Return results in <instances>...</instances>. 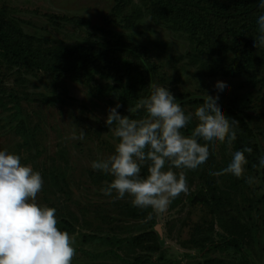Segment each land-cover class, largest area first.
<instances>
[{"label":"rangeland","instance_id":"obj_1","mask_svg":"<svg viewBox=\"0 0 264 264\" xmlns=\"http://www.w3.org/2000/svg\"><path fill=\"white\" fill-rule=\"evenodd\" d=\"M114 5V0H0V19L33 40V48L49 54L80 46L105 55L95 64L99 72L93 77L82 72L55 76L27 71L12 67L0 55V126L7 123L14 99L20 98L33 136L26 146L15 127H7L0 132V149L19 154L22 164L41 173L43 187L37 203L56 208L57 227L73 236L77 251L72 264H264V169L245 166V176L257 179L252 185L244 177L213 176L215 189L222 193L223 212L241 225L244 248L239 253L222 249L216 218L205 205L192 203L204 196L192 170L186 172L188 193L148 220L133 219L138 208L131 205L130 197L113 201L99 192L111 177L94 171L90 163L113 151L111 133L109 139L102 134L108 131L107 110L118 101L99 98L91 90L104 85L100 75L113 69L127 76V67L132 71L139 64L153 67L155 71L146 75L145 95L149 84L168 87L186 112L194 111L196 106L189 102L203 100L204 94L219 95L221 106L232 108L249 123L254 144L264 154V68L230 72L231 52L201 56L188 35L168 30L148 14L131 25L132 7H142L139 0L108 24ZM135 48L141 54L133 52ZM218 81L229 86L226 94L218 93ZM46 99L56 103H45ZM118 111L129 115L121 107ZM139 115L133 113L132 118ZM81 130L83 140L78 139ZM210 149L214 171L226 167L236 151L233 144ZM52 176H59L69 195L52 185ZM143 234L147 237L134 250L86 240L95 236L132 239Z\"/></svg>","mask_w":264,"mask_h":264},{"label":"clouds","instance_id":"obj_2","mask_svg":"<svg viewBox=\"0 0 264 264\" xmlns=\"http://www.w3.org/2000/svg\"><path fill=\"white\" fill-rule=\"evenodd\" d=\"M257 6L261 11L253 38L258 50L264 48V0H258ZM149 89L134 107H128L129 115L120 114L119 103L108 108L104 118L108 131L102 135L109 139L111 133L113 151L91 161L90 167L111 177L99 189L104 197L113 201L130 197L133 207L151 209L159 216L188 193L186 172L208 164L210 146L231 147L240 129L237 120L225 115L219 95L204 94L203 103L186 112L168 87L149 84ZM216 89L226 94L229 86L218 81ZM133 113H140L139 118H132ZM194 119V127L185 135L182 130ZM84 137L81 130L78 139ZM251 152L247 146L232 152L227 166L210 174H230L244 177L249 185L256 183L255 177L245 176V153ZM258 165L264 169V154L258 157ZM42 187L39 171L22 164L19 154L0 149V264H72L75 240L57 227L56 208L37 203Z\"/></svg>","mask_w":264,"mask_h":264},{"label":"trees","instance_id":"obj_3","mask_svg":"<svg viewBox=\"0 0 264 264\" xmlns=\"http://www.w3.org/2000/svg\"><path fill=\"white\" fill-rule=\"evenodd\" d=\"M142 7L133 6V13L129 20L131 25L143 19L148 14L153 20L160 21L166 25L167 29L179 34L188 35L189 41L196 51L201 55L214 56L221 51L222 55L228 52L233 54V63L230 72L236 70L243 72L241 68L258 70L264 68V48L254 47L256 32V19L260 14L258 0H139ZM115 5L110 15L106 18L108 24H112L118 17H122L133 5L134 0H114ZM76 23H81L76 21ZM25 39V41L23 40ZM34 41L26 38L22 33L13 28L6 21L0 19V55L12 67H23L27 71H46L55 76L62 75L63 72H82L93 77L98 73L94 66L104 59L103 52L93 49L75 46L68 49L45 54L33 48ZM165 47L163 44L157 46ZM141 54L140 48L133 50ZM127 76L119 70L113 69L107 73H102L100 78L104 85L92 88L91 92L99 98L115 99L126 110L135 106L136 101L145 95L147 90L146 75L154 72L151 66L139 64L133 71L126 68ZM264 82V81H263ZM264 84V83H263ZM16 102L11 114L6 118L7 123L0 126V132L7 128H14L20 135L22 143L29 146L33 140L31 131L27 128L21 109V99L15 98ZM45 103H56L53 99L44 100ZM203 100L189 102V105L199 106ZM225 115L230 119L239 122L240 131L237 140L233 142L236 150H242L244 146L252 149L251 154L245 153L248 160V168L257 170L258 157L260 156L258 147L254 144L252 130L249 123L232 108L221 106ZM194 123L183 129L185 135H189ZM203 143V141H201ZM211 159L206 166L198 170H192L196 180L201 182L204 196L195 198L199 204L205 205L212 216L216 218L217 226L220 229L222 244L225 252L239 253L243 251L244 244L241 236V225L233 217H227L223 212V198L220 190L215 189L213 175L215 160L210 149ZM257 165V167H253ZM264 174V172H263ZM141 175H147V169H141ZM63 176V175H62ZM59 176H52V185L58 188L65 195L69 192L63 188L58 181ZM264 179V177H263ZM63 180H65L63 176ZM264 201V196H263ZM153 215L151 209H138L132 216L135 220H148ZM147 237L146 234L139 235L132 239H121L107 237H92L94 243H104L106 245L115 244L118 249L134 250L140 241ZM116 253V251H115ZM243 264H250L245 262Z\"/></svg>","mask_w":264,"mask_h":264}]
</instances>
